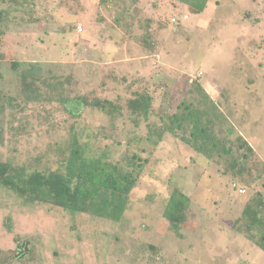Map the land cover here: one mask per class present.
I'll return each instance as SVG.
<instances>
[{
	"label": "rangeland",
	"instance_id": "rangeland-1",
	"mask_svg": "<svg viewBox=\"0 0 264 264\" xmlns=\"http://www.w3.org/2000/svg\"><path fill=\"white\" fill-rule=\"evenodd\" d=\"M137 1L142 12L132 27L117 24L100 0H26L19 7L0 2L8 13L0 41V92L11 99L0 118V162L31 172L63 168L76 135L90 155L138 177L97 264H264V251L234 226L245 203L264 191V0H210L201 14L192 13L186 1ZM148 18L158 42L155 55L139 43ZM32 66L43 70L39 81L28 73ZM195 84L223 111V126L231 125L260 159L257 166L249 163L251 175L263 172L252 183L246 175L250 187L226 176L225 162L206 159L180 139L147 140V122H135L126 112L61 102L88 96L123 107L134 91L147 92L157 110L148 120L153 123L161 113L176 112L182 100L201 99ZM34 88L40 96L27 101ZM134 137L137 146L129 149ZM176 194L188 205L180 229L164 218ZM33 211L0 191V246L13 245L6 234L9 217L14 232L21 230L40 255L32 264L69 258L71 250L59 246L65 237L97 250L88 222L53 212L52 227L44 212ZM81 250L77 246V259Z\"/></svg>",
	"mask_w": 264,
	"mask_h": 264
},
{
	"label": "trees",
	"instance_id": "trees-1",
	"mask_svg": "<svg viewBox=\"0 0 264 264\" xmlns=\"http://www.w3.org/2000/svg\"><path fill=\"white\" fill-rule=\"evenodd\" d=\"M179 1H186L192 13L201 14L210 0ZM0 2L19 7L23 6L26 0H0ZM137 2L134 0L133 3L126 4L125 0H100L99 6L113 13L117 24L127 22L126 26L132 27L142 12L137 8ZM7 20L8 13L0 10V41ZM259 21L258 17L255 23ZM144 22L146 37L140 42L137 39V42L155 55L158 42L150 33L153 21L148 18ZM13 69H18L16 63ZM28 73L38 81L43 76V70L39 66L30 67ZM194 88L201 93V99L193 102L182 100L176 112L161 113L159 120L153 123H149L148 120L157 110L154 108L153 98L147 92L134 91L132 98L123 107L109 100L90 101L88 96L63 98L61 102L102 110L114 108L120 114L126 112L135 122L137 120L147 122V140L155 139L157 144L162 142L166 135L180 139L182 143L206 159L225 162V175L250 187L252 181L262 178L263 172L251 175L249 163L257 166L260 164V159L249 143L237 134L231 125L223 126L227 120L202 89L196 84ZM34 93H37V88L27 96V101L37 100V96L40 95ZM10 107L11 99L0 92V118L5 117L6 110ZM67 112L72 117L80 116V112L74 113L73 110ZM136 125L138 126V123ZM138 141L139 139L134 137L129 145L127 144L128 148L137 146ZM246 175H250L251 183L246 181ZM137 183L138 177L132 171L111 164L102 157L90 155L88 149L81 146L76 135L71 139L69 154L64 160L63 168L31 172L27 167H20L11 162H0V191L14 196L23 206L32 208L34 213L44 212L45 218H49L47 221L52 227L56 224L54 219L52 220V213L62 212L70 219H80V223L88 222V231L95 232L92 235L93 241L97 244L95 251L90 243L79 245L72 237L61 238L59 246L64 244L69 251L71 250L69 258L61 259V264H97L102 258L101 251L108 231L121 223ZM187 208V201L182 194L173 195L164 211V218L174 229H180L186 220ZM23 217L26 220L25 216ZM28 219L31 225L36 223L35 220ZM6 222V226L3 223V227H6V234L12 236L13 245L9 246L8 242V247L0 246V264H27L28 261L30 264L38 263L40 255L29 247L30 240L24 237L21 230L14 232L13 222L9 217L6 218ZM105 224L109 225L107 229L104 228ZM234 226L239 233L264 251V191H258L245 203L241 219L237 221V225L235 222ZM69 229L73 231L76 227L71 225ZM77 246L83 250H81L82 259H77ZM61 251L64 252L62 248Z\"/></svg>",
	"mask_w": 264,
	"mask_h": 264
},
{
	"label": "crops",
	"instance_id": "crops-1",
	"mask_svg": "<svg viewBox=\"0 0 264 264\" xmlns=\"http://www.w3.org/2000/svg\"><path fill=\"white\" fill-rule=\"evenodd\" d=\"M157 58H159V56H157ZM222 111V110H221ZM223 112V111H222Z\"/></svg>",
	"mask_w": 264,
	"mask_h": 264
},
{
	"label": "built area",
	"instance_id": "built-area-1",
	"mask_svg": "<svg viewBox=\"0 0 264 264\" xmlns=\"http://www.w3.org/2000/svg\"><path fill=\"white\" fill-rule=\"evenodd\" d=\"M81 31V30H80Z\"/></svg>",
	"mask_w": 264,
	"mask_h": 264
}]
</instances>
